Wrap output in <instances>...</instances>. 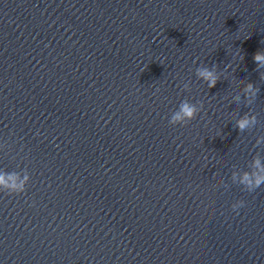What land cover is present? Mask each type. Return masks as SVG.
Segmentation results:
<instances>
[{
	"label": "clouds",
	"instance_id": "1",
	"mask_svg": "<svg viewBox=\"0 0 264 264\" xmlns=\"http://www.w3.org/2000/svg\"><path fill=\"white\" fill-rule=\"evenodd\" d=\"M255 59L257 61H260L261 59H264V57H261L259 54L256 55ZM202 75L205 76L206 79H208L210 81L209 83V87H212L215 85L216 83V80L215 78L212 76L211 73H201ZM249 88H251V86L249 85ZM182 113L184 116L188 117V118H192L195 114V108L190 106L189 104L187 103H184L182 105ZM181 116L179 114H177V116L175 117V119H180ZM248 121L247 120H241L239 121V127L241 129H243L244 127H246ZM261 179H264L262 177H258L257 180H256V184L258 185L260 182H261ZM245 181H248V177L247 175L245 176ZM0 183H4V179L3 177H0Z\"/></svg>",
	"mask_w": 264,
	"mask_h": 264
}]
</instances>
